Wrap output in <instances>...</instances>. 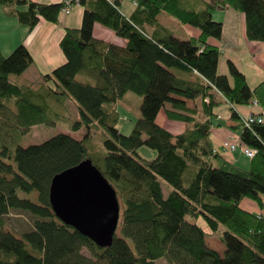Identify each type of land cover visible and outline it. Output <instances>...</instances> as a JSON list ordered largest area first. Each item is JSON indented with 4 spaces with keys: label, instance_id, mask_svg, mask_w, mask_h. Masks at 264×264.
Here are the masks:
<instances>
[{
    "label": "trees",
    "instance_id": "16d2710c",
    "mask_svg": "<svg viewBox=\"0 0 264 264\" xmlns=\"http://www.w3.org/2000/svg\"><path fill=\"white\" fill-rule=\"evenodd\" d=\"M69 1L70 7L83 6L81 25L64 29L59 45L66 61L42 74L37 86L9 80L33 63L23 43L7 55L0 50V264H264V214L240 205L250 199L263 209L264 121L252 113L262 121L245 127L235 109L254 103L264 111V81L250 87L230 60V76L218 73L219 46L209 41H218L223 31L211 11L230 7L243 15L245 37L264 42V0H133L129 15L120 10L122 0ZM0 5L30 31L42 19L58 23L65 0ZM162 15L199 34L182 39L168 33ZM95 22L126 39L125 46L95 38ZM128 92L142 101L131 131L123 134L117 104ZM64 100L75 107L71 131L85 130L81 139L60 132L40 143H17L19 133L51 123L48 110ZM218 107L228 109L240 131L226 141L255 152L248 169L210 139ZM161 110L182 130L160 125ZM92 127L103 130L104 154L94 159L85 143ZM143 145L156 151L154 158L137 153ZM86 158L119 202L117 228L105 248L60 221L49 203L52 177ZM160 179L171 188L167 197ZM22 192H35L36 200ZM14 212L29 222L20 233L6 224ZM214 236L221 253L206 242Z\"/></svg>",
    "mask_w": 264,
    "mask_h": 264
},
{
    "label": "rangeland",
    "instance_id": "374dc122",
    "mask_svg": "<svg viewBox=\"0 0 264 264\" xmlns=\"http://www.w3.org/2000/svg\"><path fill=\"white\" fill-rule=\"evenodd\" d=\"M202 1V0H200ZM204 1H210V0H204ZM132 0H122L121 1V10L122 11H127L128 9L132 8ZM82 13H83V7H82ZM212 14V20L214 21H218V22H222L224 23V28H225V32L224 35L222 37V44L224 43V38H232L234 40V38L241 39V30H242V24H243V20H242V15L241 13L237 12V11H232V9L230 7H224V8H218L215 10L211 11ZM232 15H236V19L234 16ZM167 19H170L172 21H167ZM160 22H162L164 25H166L173 33V35L179 37V38H187L190 36L189 34V28L181 25L180 23H178L175 19L170 18V17H164L163 15L160 16L159 19ZM233 28L235 32L233 33V36L231 34H229L228 29ZM79 28V27H78ZM231 31V30H230ZM237 33V34H236ZM236 42H241L239 45L240 47L235 48V51H238L236 53H238L239 55H244V53L246 52V50H248V44L245 43L246 41L243 39L236 41ZM255 43L257 48L259 45H261L260 43H264L262 41H256ZM7 55V54H4ZM238 55V57H240ZM253 58V57H252ZM221 60L223 61V65L222 67H224L229 75L228 69H227V59L225 58L224 55H221ZM257 61H254L253 59H251V57L249 59H247L246 64H247V71H248V81L252 84V86L255 83H259L260 81H264V57L262 58V60H259L258 58H256ZM254 63V66H251ZM226 64V66L224 65ZM242 68L245 69V63H242ZM222 71V70H220ZM77 77L81 80L84 79L83 75H77ZM9 80L11 82H16V83H24L26 84L27 82H25L26 80L23 78L18 77V75H9ZM22 84V85H24ZM30 84H35V82H31ZM50 85L52 86V84L50 83ZM142 101V97L139 95H136L134 93L128 92L126 93V95L124 96V98L122 100H120L117 104V110L118 113L120 115V119L118 121L117 127L119 128V130L121 131V133L123 134H129V132L132 129V126L134 124V122L136 121V119L139 117L140 115V104ZM235 109L240 112L243 115H248L250 110H257L259 111L260 108L258 106H253L252 104H247V105H237L235 106ZM217 113L219 114L218 118H213L212 121L214 123V129H216L217 127H219L217 130H219L220 132H224L223 130L232 133V135L234 137H238L239 131L233 130L230 128L229 124H227V120L224 119V116L222 113H227L228 109H226V107H220L217 110ZM49 115L51 116V123L48 124H40V125H36L33 126L32 128H30L29 130H27L24 133H19V135H17V143L22 145V146H26L28 144H33V143H40L43 140L49 138L50 136H53L57 133H68L71 136H73L76 139H81L84 134H85V130L80 129L79 131L73 132L71 131V124L74 120H76L78 118V114L76 113L75 107L74 105L69 102L68 100H64L62 106L58 105L54 108H51V110H48ZM263 118H264V111L262 113ZM223 116V118H222ZM157 122L164 126L166 129H169L171 131H173L174 133H177L179 131H181V128L178 127L177 124L174 121H169L167 120L163 113L162 110L160 111V113L158 114L157 117ZM171 122V123H170ZM240 123L243 124V121L240 120ZM218 125V126H217ZM175 127V128H174ZM91 137L89 139H87L85 141L86 146L88 147V152L90 153V156L94 159L96 156H102L104 154V149H103V145H102V139H103V130L101 129V127H92L91 130ZM230 140V139H228ZM14 143L11 144V148L13 149ZM222 152H228V151H222ZM137 153L144 159H152L155 157L156 155V151L143 145L141 147H139L137 149ZM232 156L234 157L236 164L243 168V169H248L249 167V163H250V158L249 157H245L241 154L240 149H237L236 151L232 152ZM160 181V185H161V189H162V194L164 197H167L168 193L170 192L171 188L170 186L162 179L159 180ZM22 196H27L29 198H31L32 200H36V193L35 192H31L30 194H25V193H21ZM263 198V207H264V196H262ZM246 200L251 201L250 199H242L240 201V205L243 206L244 208L248 209L247 206V202ZM6 224L9 228H11L12 230H14L16 233H20L23 230L27 229L29 227V222L26 218L25 215L22 214H18L16 212L14 213H10L7 217H6ZM206 242L208 243V245L210 247H212L213 249H215L216 251H222L223 250V246L220 243V241L214 236V237H207L206 238ZM84 252L86 254H88L87 250H84ZM157 264H167L164 260H158Z\"/></svg>",
    "mask_w": 264,
    "mask_h": 264
},
{
    "label": "crops",
    "instance_id": "0c3cea01",
    "mask_svg": "<svg viewBox=\"0 0 264 264\" xmlns=\"http://www.w3.org/2000/svg\"><path fill=\"white\" fill-rule=\"evenodd\" d=\"M33 1L50 3V2H60L62 0H33ZM131 6L132 8L128 9L127 11H122L121 7H120V10L123 14L129 15L134 8L133 0H132ZM82 7L83 6H81L79 3L76 2L70 7L68 13H64V12L61 13L58 23H51V22H48L42 19L38 22V24L33 29L29 31L26 25L19 23L15 17L8 15L6 13L8 9L7 6L0 5V50L1 52L3 54H9L17 45L23 43L28 48L30 54L33 57V63L31 64V66L24 73L18 75V77L26 80L25 81L27 82L26 84L31 85L33 87L37 86L40 83L42 74L51 72L55 67L63 64L66 61V58L60 48L59 42L63 36L65 28L80 27L81 18H82ZM232 11H235V10L232 9ZM232 16H234L236 19V15H232ZM164 17H167V16H164ZM242 20H243V15H242ZM167 21H172V20L167 19ZM160 23H161V26L165 28L168 33L173 35L172 31L166 25H164L162 22ZM222 24H223V31H222V37H223L225 28H224V23ZM183 26L190 29L189 37H194L199 34L198 29L190 27L188 25H183ZM149 31H151V29H149ZM228 32L229 34L233 36L232 32H234L235 34L236 31H234L233 28L229 27ZM92 34L97 39L110 42L118 46H125L126 44V39L116 35L113 30L103 26L102 24L98 22H95L93 24ZM240 35H241L242 41L244 39L246 41L245 43H247L249 47L248 50H246V52L244 53V55H239L238 53H236L238 51H235V48L237 47L241 48V46L239 45L241 42H236L241 39L237 40L236 38H234L233 40L232 38H224L223 44H222V37L218 41L212 40V39H210L209 41L216 42L219 46L220 55L218 58V65H217L218 73L228 75V73L226 72L227 70L224 67H222L223 61L221 60V55H224L227 60L232 61L234 65L244 74L248 85L250 87H253L258 83H255L252 86V84L248 81V71H247L246 61L250 57L254 61H257L256 58H258L259 60H262V58L264 57V43L263 44L260 43L261 45H259L257 48L256 46L257 43H255L256 41L248 40L244 35V25L242 26ZM238 55L240 57H238ZM257 62H260V61H257ZM242 63H245V69L242 68ZM224 65L226 66V64ZM251 66L255 67L254 63ZM31 82H35L36 85L30 84ZM13 83L18 84V85L24 84V83L20 84L16 82H13ZM187 105L191 107L193 105V102L188 100ZM252 105L258 106V105H255L254 103H252ZM252 113H256V114L261 113V117L264 121V118L262 115L263 111H261V109L259 111L252 109L249 111L248 115ZM222 114L224 116V119L227 120V124H229L230 128L233 129V125H235V122L228 119V116H229L228 111L227 113H222ZM238 114L240 115L241 118L248 116L246 114L243 115L240 112H238ZM177 125L182 130L183 126L181 124H177ZM218 128L219 127H217L216 129L213 128L212 134L210 135V139L212 140L214 146H218L224 140L230 139V141H232L234 140V138H236L232 135V133H229L225 130H223L224 132H220L219 130H217ZM241 154L245 156L242 152ZM226 156L228 159L236 163L234 157L232 156V152H226ZM246 202H247L246 204L248 206V209L247 208L245 209L251 212H254V213L261 212L264 214V207L263 209H260L255 202L249 201V200H246ZM222 251H220V253Z\"/></svg>",
    "mask_w": 264,
    "mask_h": 264
},
{
    "label": "water",
    "instance_id": "95a60500",
    "mask_svg": "<svg viewBox=\"0 0 264 264\" xmlns=\"http://www.w3.org/2000/svg\"><path fill=\"white\" fill-rule=\"evenodd\" d=\"M55 216L99 247L111 245L119 220L115 189L89 158L55 174L49 185Z\"/></svg>",
    "mask_w": 264,
    "mask_h": 264
},
{
    "label": "built area",
    "instance_id": "2783aa9c",
    "mask_svg": "<svg viewBox=\"0 0 264 264\" xmlns=\"http://www.w3.org/2000/svg\"><path fill=\"white\" fill-rule=\"evenodd\" d=\"M69 9H70V1L69 0H65V7L63 8L62 11L64 13H68ZM241 120L243 121V125L245 127H250V125L252 123H255V122L259 123V122L262 121L260 116H256V115H253V114H249L248 116L242 118ZM221 145H222V149L224 151H233L234 152L237 149H239L238 148V144H236L235 142H229V141L224 140V141H222ZM240 149H241V152L246 157H249V158L253 157V155L255 153L254 150H252L250 148H240Z\"/></svg>",
    "mask_w": 264,
    "mask_h": 264
}]
</instances>
